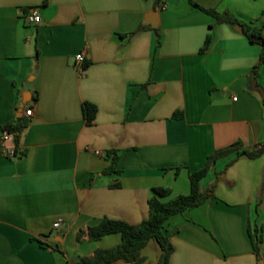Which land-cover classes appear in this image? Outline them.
Here are the masks:
<instances>
[{"label": "crops", "instance_id": "crops-1", "mask_svg": "<svg viewBox=\"0 0 264 264\" xmlns=\"http://www.w3.org/2000/svg\"><path fill=\"white\" fill-rule=\"evenodd\" d=\"M191 1L264 36V0ZM260 51L188 0H0V130L23 123L18 145L0 139V264H78L121 241L78 234L104 218L137 225L154 188L170 190L162 202L188 195L189 173L213 152L263 145L264 65L251 72ZM85 102L97 109L90 126ZM112 150L120 174L103 175ZM232 158L201 182L206 190L219 174L214 199L166 222L169 264H264V155L223 172ZM248 225L261 231L260 258ZM160 254L149 242L142 264Z\"/></svg>", "mask_w": 264, "mask_h": 264}, {"label": "trees", "instance_id": "trees-1", "mask_svg": "<svg viewBox=\"0 0 264 264\" xmlns=\"http://www.w3.org/2000/svg\"><path fill=\"white\" fill-rule=\"evenodd\" d=\"M48 0H43V6L47 5ZM190 5L199 9L203 13L213 17L219 23H232L241 27L244 36L250 43L256 44L261 48L259 62L252 69V74L257 75L258 69L261 65H264V36L262 29L253 27L251 23H245L237 20L233 15L229 13L219 14L212 9H205L195 4L191 0H188ZM25 13L28 11L24 10ZM144 29L140 27L137 31L127 35V37L134 36L137 32ZM210 39L207 37L201 53L206 51L209 47ZM157 44L160 45L159 36ZM86 68V65H85ZM262 113L264 115V100L260 101ZM82 114L87 125H91L97 114V109L90 103L82 104ZM23 129V123H11L5 125L0 131L6 130L12 138L13 143L18 145L20 135ZM22 154V153H21ZM24 154V153H23ZM264 155V144L253 149L243 150L239 142L221 150L213 152L206 158L204 167L197 171L191 172L188 175L190 192L188 195H179L167 202L160 201V198L168 196L170 190L163 188H154L152 190L153 196L148 201L149 216L146 220L137 225H129L122 221L110 220L104 218L100 220L95 226L90 227L83 231L82 234H78V240L87 239L94 242L99 241L108 235H119L120 243L110 249H98L92 256L80 259L78 264H112L116 261H121L123 264H142L144 257L142 256V250L151 241H154L159 246L161 251L160 257L155 264H169V258L174 251L170 238L166 235L165 224L173 216L182 214L183 212L202 206L209 199H214V189L218 180H216L206 189L202 190L201 182L206 175L215 167L218 160L233 156V158L227 163L223 172L236 162L241 157L248 159H257ZM106 158L109 160V165L102 172L103 175H119L120 171L117 169L120 161V156L117 151L112 150L106 153ZM177 171L180 168L176 169ZM222 173V172H221ZM113 187H119V183L113 185ZM248 237L251 243V247L254 255L260 258L261 247L263 243L261 231L256 227L248 225L247 228Z\"/></svg>", "mask_w": 264, "mask_h": 264}, {"label": "built area", "instance_id": "built-area-1", "mask_svg": "<svg viewBox=\"0 0 264 264\" xmlns=\"http://www.w3.org/2000/svg\"><path fill=\"white\" fill-rule=\"evenodd\" d=\"M162 8H163V6H162ZM25 20L30 25H36L39 23L40 18H39V15L37 12H32L31 14L26 15ZM83 64H84V55L78 54L77 56H75V65L77 66V68L79 70H82ZM25 116L26 117L32 116V110L31 109L28 110L25 113ZM10 138H11V135L6 130L0 131V139L2 142H7L10 140ZM5 154L7 157H9L11 159H14V158L21 156L19 151H17L16 149L5 150ZM61 224H62V220H56L53 223L52 227H53V229H59Z\"/></svg>", "mask_w": 264, "mask_h": 264}]
</instances>
